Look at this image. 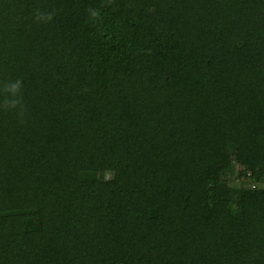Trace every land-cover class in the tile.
I'll use <instances>...</instances> for the list:
<instances>
[{
  "label": "trees",
  "instance_id": "trees-1",
  "mask_svg": "<svg viewBox=\"0 0 264 264\" xmlns=\"http://www.w3.org/2000/svg\"><path fill=\"white\" fill-rule=\"evenodd\" d=\"M263 185L264 0H0V264H264Z\"/></svg>",
  "mask_w": 264,
  "mask_h": 264
},
{
  "label": "clouds",
  "instance_id": "clouds-1",
  "mask_svg": "<svg viewBox=\"0 0 264 264\" xmlns=\"http://www.w3.org/2000/svg\"><path fill=\"white\" fill-rule=\"evenodd\" d=\"M47 19H51L50 14L47 16ZM21 87L22 81L17 79L15 82L6 85L4 91L15 96L20 91ZM18 104H20V101L17 99H5L3 106L5 108H15Z\"/></svg>",
  "mask_w": 264,
  "mask_h": 264
},
{
  "label": "rangeland",
  "instance_id": "rangeland-1",
  "mask_svg": "<svg viewBox=\"0 0 264 264\" xmlns=\"http://www.w3.org/2000/svg\"><path fill=\"white\" fill-rule=\"evenodd\" d=\"M224 148H225L226 151H230V142H229V141H225V143H224ZM236 169H237V168H236ZM235 173H236V172H235ZM235 173H234V174L232 173V174L235 175ZM232 174H231V175H232ZM248 183H249L248 180H247V182H246V181L244 182L245 185H248ZM250 186L254 187L253 185H250ZM263 186H264V185H263Z\"/></svg>",
  "mask_w": 264,
  "mask_h": 264
}]
</instances>
